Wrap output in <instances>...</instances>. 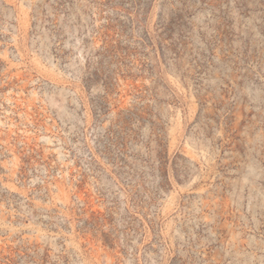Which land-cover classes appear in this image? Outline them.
<instances>
[{"label": "rangeland", "instance_id": "obj_1", "mask_svg": "<svg viewBox=\"0 0 264 264\" xmlns=\"http://www.w3.org/2000/svg\"><path fill=\"white\" fill-rule=\"evenodd\" d=\"M0 264H264V0H0Z\"/></svg>", "mask_w": 264, "mask_h": 264}]
</instances>
